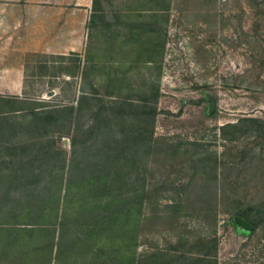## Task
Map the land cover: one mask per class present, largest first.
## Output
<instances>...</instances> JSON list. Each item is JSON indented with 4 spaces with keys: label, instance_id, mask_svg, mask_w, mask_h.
Segmentation results:
<instances>
[{
    "label": "rangeland",
    "instance_id": "obj_1",
    "mask_svg": "<svg viewBox=\"0 0 264 264\" xmlns=\"http://www.w3.org/2000/svg\"><path fill=\"white\" fill-rule=\"evenodd\" d=\"M89 33L95 78L82 77L75 57L30 62L21 95L0 87L6 122L30 116L12 111L20 108L76 107L91 86L105 101L150 99L158 87L147 168L159 200L146 213L139 251L184 255L172 264H200L211 252L210 264H264V221L246 234L233 218L264 204V0H94ZM132 33L143 37L131 43ZM114 74L125 82L108 96L103 85ZM229 123L241 124L232 142L220 131ZM65 133L58 147L69 150ZM11 134L5 142L23 140L19 126Z\"/></svg>",
    "mask_w": 264,
    "mask_h": 264
},
{
    "label": "trees",
    "instance_id": "obj_2",
    "mask_svg": "<svg viewBox=\"0 0 264 264\" xmlns=\"http://www.w3.org/2000/svg\"><path fill=\"white\" fill-rule=\"evenodd\" d=\"M142 37L132 33L128 41ZM89 67L91 74L86 67L83 78H95L97 65L91 61ZM124 82L114 74L103 89L109 96ZM152 92L150 99L105 101L91 86L76 107L11 109L31 110L21 123L12 124L0 113V149L7 150L6 155L0 152V264H172L185 259L139 251L146 213L159 200L152 196L147 168L158 141L157 107L152 105L158 87ZM246 122L261 123L254 118ZM17 126L23 140L5 142ZM240 126L224 125L222 138L236 140ZM65 132L69 150L58 147ZM263 205L240 209L233 218L257 229L264 221ZM172 206L170 198L166 207ZM211 254L203 253L200 264H210Z\"/></svg>",
    "mask_w": 264,
    "mask_h": 264
},
{
    "label": "crops",
    "instance_id": "obj_3",
    "mask_svg": "<svg viewBox=\"0 0 264 264\" xmlns=\"http://www.w3.org/2000/svg\"><path fill=\"white\" fill-rule=\"evenodd\" d=\"M93 17L94 0H0V87L21 95L35 60L75 57L83 73L95 61L88 49Z\"/></svg>",
    "mask_w": 264,
    "mask_h": 264
},
{
    "label": "water",
    "instance_id": "obj_4",
    "mask_svg": "<svg viewBox=\"0 0 264 264\" xmlns=\"http://www.w3.org/2000/svg\"><path fill=\"white\" fill-rule=\"evenodd\" d=\"M209 105H210V114H212L215 111V107H216V102L213 97L209 98ZM68 143L69 140L64 139V144L66 145V147H69ZM234 225L238 228V230L243 231L246 234H250L253 231H255V227L253 225H251L250 223L239 217L234 218Z\"/></svg>",
    "mask_w": 264,
    "mask_h": 264
}]
</instances>
